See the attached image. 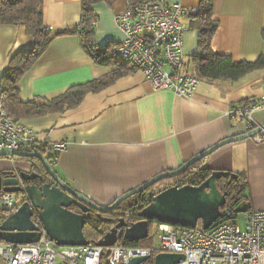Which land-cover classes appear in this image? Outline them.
<instances>
[{
  "label": "crops",
  "instance_id": "crops-1",
  "mask_svg": "<svg viewBox=\"0 0 264 264\" xmlns=\"http://www.w3.org/2000/svg\"><path fill=\"white\" fill-rule=\"evenodd\" d=\"M44 24L53 31L81 28L82 0H42ZM195 12L201 0H165ZM129 0L102 1L94 6L93 44L107 45L114 55L124 34L115 17ZM219 28L212 39L213 51L235 62H254L264 56V0H214ZM184 36V73L197 77L194 57L198 33L190 28ZM80 33L57 37L32 69L22 77L23 102L51 100L71 87L123 72L99 92L88 93L76 108L60 114L22 119L20 124L38 134V146L46 156L57 154L55 170L77 192L105 206L152 177L177 170L194 156L220 141L250 131L249 124L229 115L236 104L264 94V68L239 80H200L191 97L169 90H154L144 75L130 64L116 61L98 64L83 46ZM34 40L23 27L0 26V78L11 55L33 48ZM264 125V110L254 116L253 127ZM251 129V130H252ZM67 143L59 153L53 144ZM15 164L0 159V171ZM204 168L244 176L257 209H264V145L252 139L226 145L207 157ZM249 207H251L249 205ZM256 209V210H257ZM156 228V226H154ZM0 264L4 262L0 259Z\"/></svg>",
  "mask_w": 264,
  "mask_h": 264
},
{
  "label": "built area",
  "instance_id": "built-area-1",
  "mask_svg": "<svg viewBox=\"0 0 264 264\" xmlns=\"http://www.w3.org/2000/svg\"><path fill=\"white\" fill-rule=\"evenodd\" d=\"M191 10L180 3L165 0H135L115 17L124 39L115 53L120 61L140 71L154 90H169L179 97H191L200 84L195 76L184 73V36ZM264 110V94L257 100L234 105L229 115L253 127L254 116ZM264 145V131L252 138ZM38 134L13 119L0 100V151H30L37 145ZM57 153L67 143L52 145ZM176 186H184L179 184ZM158 192H152V197ZM28 197L27 193L0 192V210L15 212ZM152 198V199H153ZM233 210H222V217L210 229L186 228L160 223L152 234L150 247H132L117 243L99 247L60 246L41 226L38 243L15 245L0 242V259L4 264H100L104 253L108 264H130L138 257L154 263L158 254H182L179 264H264V209L244 212L245 229L240 228ZM129 216L127 215V218ZM225 219V220H223Z\"/></svg>",
  "mask_w": 264,
  "mask_h": 264
},
{
  "label": "trees",
  "instance_id": "trees-1",
  "mask_svg": "<svg viewBox=\"0 0 264 264\" xmlns=\"http://www.w3.org/2000/svg\"><path fill=\"white\" fill-rule=\"evenodd\" d=\"M102 1L112 2L113 0H82V27L68 28L55 32L44 24L42 0H0V26L23 27L26 34L34 40L33 48L18 51L11 55L9 65L0 78V100L6 112L13 119L20 121L22 119L38 118L51 114H60L66 110L76 108L82 103L88 93L103 90L123 75V72L114 71L101 79L71 87L51 100L43 99L23 102L20 98L19 84L22 77L32 69L48 50L52 42L60 36L80 33L83 37L84 48L100 65H108L113 61L127 64L120 61L116 53L114 55L106 54L107 45L96 47L93 44V24L97 19L94 6ZM132 1L135 0H129V2ZM189 19L190 28L198 33V47L194 63L199 80L213 82L220 79H229L236 81L250 72L264 68V56L254 62H235L230 56L218 55L213 51L211 46L212 39L219 28V22L214 18V0H201L199 8L191 13ZM262 36L264 39V30ZM30 151L41 152L46 155L47 148L34 145ZM47 157L55 168L58 155L54 154ZM206 159L196 162L178 176L160 180L145 192L128 199L129 203H125L126 200L116 210L106 214L101 213L100 216L96 213L86 215L88 221L85 227V235L89 242L96 244L118 224L121 218L126 219L129 224L142 221L141 211L152 201V192L160 193L179 184L201 185L213 173L212 170L204 168ZM13 160L34 162V169L37 174L41 178L49 177L44 165L38 159L14 157ZM218 189L222 194H227V202L222 210L231 209L234 212L233 216L228 217L226 220L234 221L238 219L235 209L240 204L248 203L249 201L246 178L244 176H238L237 179L231 177L222 178L218 180ZM74 209L79 212L77 208ZM2 213L3 216L7 215L6 212ZM127 215L129 216L128 218ZM158 224L160 222L157 220L149 221L150 235L145 240L130 243L121 236L118 242L132 247H150L153 239V228ZM100 264H108V255L106 253L102 255ZM149 264L154 263L149 262Z\"/></svg>",
  "mask_w": 264,
  "mask_h": 264
},
{
  "label": "water",
  "instance_id": "water-1",
  "mask_svg": "<svg viewBox=\"0 0 264 264\" xmlns=\"http://www.w3.org/2000/svg\"><path fill=\"white\" fill-rule=\"evenodd\" d=\"M263 131L264 125L241 135L226 138L189 159L177 170L162 172L105 206L95 203L67 184L45 154L30 151H0V158L38 159L44 165L49 177L56 183L55 186L44 184L41 187L30 184L29 182L40 178L36 173L21 172L15 176L12 170L3 172L4 176L12 175V177L3 179L0 175V192L27 193L29 197L28 201L15 212L0 217V242L15 245L38 243L41 239V226H43L47 235L60 246H85L89 243L85 235L88 221L86 214L92 210L97 211L99 215L116 210L126 200L145 192L160 180L178 176L220 148L252 139ZM227 177L237 179L238 175L226 171H213L201 185L172 186L161 191L141 211L142 221L129 224L121 218L118 224L96 245L112 247L118 243L121 236L130 243L145 240L150 235L149 221L155 220L163 224L186 228H195L201 222L203 229H210L222 217V208L227 202V194H222L218 189V180ZM22 181L27 185L22 186ZM72 206L79 209L80 213L71 210ZM249 209V204L244 202L235 209V213L247 212ZM184 259L182 254L161 253L155 257L154 264H179ZM149 260V257H138L132 259L130 264H144Z\"/></svg>",
  "mask_w": 264,
  "mask_h": 264
},
{
  "label": "flooded vegetation",
  "instance_id": "flooded-vegetation-1",
  "mask_svg": "<svg viewBox=\"0 0 264 264\" xmlns=\"http://www.w3.org/2000/svg\"><path fill=\"white\" fill-rule=\"evenodd\" d=\"M23 152H25L24 150H23ZM30 152H32V151H30ZM0 159H6V160H8V159H11V160H13V158H0ZM14 161V160H13ZM15 162V164H20V163H26V164H28L29 166H30V168L29 169H27V170H23V169H21V168H19L17 165L16 166H14L13 168H7V169H4V170H2V171H0V175L2 176V178L4 179V178H6V177H12V175H8V176H4L3 175V172L4 171H14L15 172V176H18L21 172H27V173H36L37 174V172L35 171V169H34V166H35V163L34 162H30V161H14ZM30 184H35V185H37L38 187H41L42 185H44V184H50L51 186H55L56 185V183L50 178V177H47V178H39V179H35L34 181H31V182H29ZM21 185L22 186H25V185H27V183H25L24 181H22L21 182ZM176 186V185H175ZM28 199H29V197H27L26 199H25V202L26 201H28ZM75 207H71L70 209L71 210H73L74 212H76L75 211V209H74ZM78 211H79V209H77ZM3 212H6V214H9V212H7V211H3ZM77 213H80V211L79 212H77ZM94 213H96L97 215H99V213L97 212V211H94V210H92L90 213H88V214H86V215H93ZM100 216V215H99ZM0 217H3V213H2V210H0ZM126 220V219H125Z\"/></svg>",
  "mask_w": 264,
  "mask_h": 264
},
{
  "label": "rangeland",
  "instance_id": "rangeland-1",
  "mask_svg": "<svg viewBox=\"0 0 264 264\" xmlns=\"http://www.w3.org/2000/svg\"><path fill=\"white\" fill-rule=\"evenodd\" d=\"M247 197H248V199H251V200L253 199L252 196H251V192L249 190L247 191ZM256 197H261L264 200V193L257 194ZM129 202L130 201L127 200L125 203H129ZM249 205L251 206L250 209H255V210L257 209L256 206H255V203L254 204H250V202H249ZM237 216H238V221H239L240 228L244 231V229H245L244 212L237 213ZM198 225L201 226L202 223L199 222ZM153 233H155V228H153Z\"/></svg>",
  "mask_w": 264,
  "mask_h": 264
}]
</instances>
